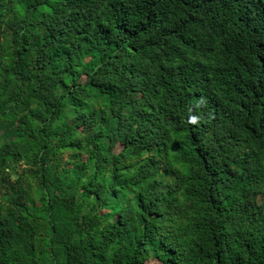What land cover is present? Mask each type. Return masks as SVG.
Returning a JSON list of instances; mask_svg holds the SVG:
<instances>
[{
  "label": "trees",
  "instance_id": "1",
  "mask_svg": "<svg viewBox=\"0 0 264 264\" xmlns=\"http://www.w3.org/2000/svg\"><path fill=\"white\" fill-rule=\"evenodd\" d=\"M149 258L264 264V0H0V264Z\"/></svg>",
  "mask_w": 264,
  "mask_h": 264
},
{
  "label": "rangeland",
  "instance_id": "2",
  "mask_svg": "<svg viewBox=\"0 0 264 264\" xmlns=\"http://www.w3.org/2000/svg\"><path fill=\"white\" fill-rule=\"evenodd\" d=\"M81 125V124H80ZM80 125H79V127H80ZM88 129H89V126L87 125V124H83V125H81V129H80V131L81 132H86V131H88ZM120 147V144L116 147V148H119ZM145 264H159L154 258H149L146 262H145Z\"/></svg>",
  "mask_w": 264,
  "mask_h": 264
}]
</instances>
